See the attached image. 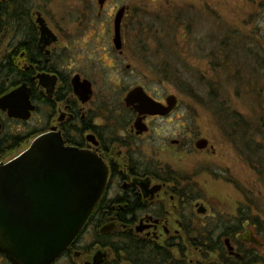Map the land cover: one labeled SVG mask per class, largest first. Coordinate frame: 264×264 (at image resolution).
<instances>
[{"label": "flooded vegetation", "instance_id": "1", "mask_svg": "<svg viewBox=\"0 0 264 264\" xmlns=\"http://www.w3.org/2000/svg\"><path fill=\"white\" fill-rule=\"evenodd\" d=\"M60 1L65 8L57 6V11L55 0H0V99L22 89L13 102L23 109L27 99L31 107L26 120L10 117L7 109H0V165L18 156L36 137L57 133L64 146L96 154L107 170L104 190L82 228L57 258L43 264H132L125 249L129 245L135 255L136 243L152 250L164 248V254H170L164 256V264H222L217 252L204 251L209 247L214 250L217 243L227 264L234 259L241 261L237 250L249 251L255 246L238 241L237 236L248 229L259 241L249 221H242L232 235L241 215L231 220L208 215L207 210L199 214L197 205L202 204L187 182L159 159L168 142L176 149L191 151L181 139L182 132L170 139L163 127L156 129L175 114L177 98L172 111L164 114L167 98L172 95L164 91H150L139 84L120 90L115 84L116 91L111 81H105L109 90L96 92L88 76L89 59L83 56L88 34L79 38L62 29L72 21L112 23L113 51L123 56V27L142 23L137 3L153 0H81L86 11L77 16H73L72 0ZM188 3L182 0L180 4L181 19L187 10L202 9L197 2L198 8ZM212 10L211 6L207 9L210 17ZM161 14L164 16V6ZM117 20L119 48L114 43ZM85 84H89L90 95L82 88ZM137 88L160 105L162 113L140 114L136 101L128 104L126 98ZM31 121L32 131L24 133ZM14 124L19 129H13ZM224 131L231 143V131ZM200 139L204 138L193 141L194 152L209 151L214 156L215 150L206 139L204 149L195 147ZM225 240L238 257L229 253ZM17 254L14 257L0 249V264H25L19 250Z\"/></svg>", "mask_w": 264, "mask_h": 264}, {"label": "rangeland", "instance_id": "2", "mask_svg": "<svg viewBox=\"0 0 264 264\" xmlns=\"http://www.w3.org/2000/svg\"><path fill=\"white\" fill-rule=\"evenodd\" d=\"M189 1L187 5L197 7V2L202 9L187 10L185 19L180 13L182 0L137 3L142 23L123 27V56L113 51L112 23L72 21L62 29L77 37L88 34L83 56L89 59L88 76L96 92L108 91L107 83L111 81L116 91L119 89L115 84L120 90L139 84L150 91L174 95L179 103L175 114L156 129L163 127L164 135L170 139L178 138L182 132L181 139L191 151L176 149L168 142L159 159L184 178L208 215L233 220L244 214L261 225L264 0ZM71 5L75 9L73 16L86 11L81 0H72ZM57 6L65 8L60 0L54 2L58 11ZM162 6L164 16L160 15ZM209 6L212 17L207 14ZM33 124L31 121L23 132L32 131ZM226 128L231 131V143L226 138ZM13 129L19 126L14 124ZM196 138L208 140L215 155L209 151L196 154ZM250 228L256 235L258 227ZM258 254L264 256L263 248Z\"/></svg>", "mask_w": 264, "mask_h": 264}, {"label": "water", "instance_id": "3", "mask_svg": "<svg viewBox=\"0 0 264 264\" xmlns=\"http://www.w3.org/2000/svg\"><path fill=\"white\" fill-rule=\"evenodd\" d=\"M114 43L120 47L119 20L115 23ZM90 95L89 84L82 87ZM22 89L0 99V109L9 116L26 120L28 100L19 109L13 102ZM137 102L140 114L162 113L140 88L131 91L126 102ZM164 114L176 105V98H167ZM207 146L205 139L196 142L199 150ZM107 170L94 153L64 146L57 133L33 139L28 147L6 164L0 165V249L24 259L25 264H43L57 258L82 228L106 185ZM197 212L205 214L203 205ZM106 229V227L104 228ZM237 240L263 248L246 229ZM227 250L234 253L229 240Z\"/></svg>", "mask_w": 264, "mask_h": 264}, {"label": "trees", "instance_id": "4", "mask_svg": "<svg viewBox=\"0 0 264 264\" xmlns=\"http://www.w3.org/2000/svg\"><path fill=\"white\" fill-rule=\"evenodd\" d=\"M174 76V75H173ZM179 82V81H178ZM180 83V82H179ZM183 84V83H181ZM223 120V119H221ZM225 121V120H223ZM225 126V125H224ZM227 129V128H226ZM195 199L191 200L194 201ZM254 219V220H253ZM248 220L250 225H254L255 227H258V230L256 231V235L260 238L259 241L264 245V224H259V222H256L255 218L247 217L244 214L240 216L237 224L234 225L233 227V232L232 235H235L237 232L238 228H240V225L242 224V221ZM186 235H189L186 233ZM191 239V238H190ZM190 241H193L191 239ZM128 248L125 249V251L128 253L129 259H131L133 262L132 264H164V256H170L169 253L164 254V248L161 249H149V248H144L141 247L140 243H136L134 245L136 247L135 250V255L133 254L132 251H130L129 245H127ZM261 249L259 248H254L252 247L249 251L245 249L239 248L237 250V253L239 254L240 260H232L231 264H264V256L259 255L258 251ZM264 250V247H263ZM204 251H214L218 253V257L221 258L220 262L222 264H227L226 260L224 259V254L222 247L218 245V243L215 246V249L206 248Z\"/></svg>", "mask_w": 264, "mask_h": 264}]
</instances>
